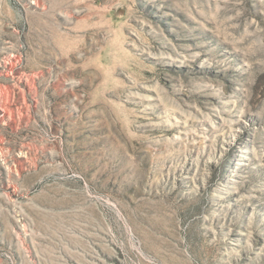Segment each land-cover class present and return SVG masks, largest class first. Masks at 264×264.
<instances>
[{
  "label": "rangeland",
  "instance_id": "rangeland-1",
  "mask_svg": "<svg viewBox=\"0 0 264 264\" xmlns=\"http://www.w3.org/2000/svg\"><path fill=\"white\" fill-rule=\"evenodd\" d=\"M0 264H264V0H0Z\"/></svg>",
  "mask_w": 264,
  "mask_h": 264
}]
</instances>
